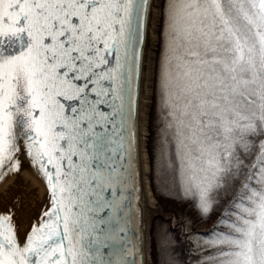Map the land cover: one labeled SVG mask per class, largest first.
<instances>
[{"label":"snow or ice","instance_id":"6c2138e0","mask_svg":"<svg viewBox=\"0 0 264 264\" xmlns=\"http://www.w3.org/2000/svg\"><path fill=\"white\" fill-rule=\"evenodd\" d=\"M153 0H0V181L26 155L49 191L24 239L0 214V264H134L120 239L139 157ZM158 73L201 210L239 184L215 264H264V0H164ZM238 209L233 212L232 209ZM121 252H124L121 246Z\"/></svg>","mask_w":264,"mask_h":264},{"label":"trees","instance_id":"16d2710c","mask_svg":"<svg viewBox=\"0 0 264 264\" xmlns=\"http://www.w3.org/2000/svg\"><path fill=\"white\" fill-rule=\"evenodd\" d=\"M163 3L157 29V44L153 64L151 103L147 115L146 153L149 166V186L160 212L151 217L150 240L153 264H215L213 257L219 248L211 241L217 234L228 232L222 219L224 209L240 191L239 184L222 194L204 213L195 187L189 190V169L181 155V147L173 129L168 127L163 107L158 73L167 54L168 31L163 23ZM235 213L238 209L233 208ZM206 223L207 229L196 227Z\"/></svg>","mask_w":264,"mask_h":264},{"label":"water","instance_id":"95a60500","mask_svg":"<svg viewBox=\"0 0 264 264\" xmlns=\"http://www.w3.org/2000/svg\"><path fill=\"white\" fill-rule=\"evenodd\" d=\"M153 8V7H152ZM152 10V9H151ZM150 20L147 27L146 42L142 45L144 59L143 67L138 80L134 79L133 98H136V85L139 91V157L138 162L132 164V174L135 183L129 185L125 191L123 217L120 227L124 229L119 233L120 239L116 241L114 248L103 249L113 261L119 260L122 256L125 259L134 261V264H151L150 257V224L151 216L159 210L154 206L150 211V188L148 181L149 168L145 173V155L147 133L143 134L141 124V103L143 92V78L145 55L150 31ZM20 157L21 169L6 175L0 181V214L12 213V222L19 239H24L33 224H37L45 209L51 207L49 203V191L46 182L37 175L26 155L18 154ZM146 165L148 160L146 155ZM25 169L30 176L24 173ZM121 246L124 252H121Z\"/></svg>","mask_w":264,"mask_h":264},{"label":"bare ground","instance_id":"6f19581e","mask_svg":"<svg viewBox=\"0 0 264 264\" xmlns=\"http://www.w3.org/2000/svg\"><path fill=\"white\" fill-rule=\"evenodd\" d=\"M159 2L160 0H153V8L151 10V18H150V31H149V37H148V44H147V50L145 55V66H144V78H143V92H142V103H141V124L142 126H145V115H146V105L149 103V96H150V82H151V71L154 64V57H155V51L156 47L153 48L154 40H155V32H156V24L158 20V9H159ZM152 85V84H151ZM147 121V118H146ZM146 129L143 127V134H145ZM147 155V154H146ZM146 155H145V167L144 171L147 172V168L149 166L146 165ZM24 173L28 176H30L29 172L25 169ZM32 176H30L31 178ZM151 203H150V211L153 209V202L152 194L150 193ZM151 248V246H150ZM151 252V251H150ZM151 254V253H150Z\"/></svg>","mask_w":264,"mask_h":264},{"label":"rangeland","instance_id":"374dc122","mask_svg":"<svg viewBox=\"0 0 264 264\" xmlns=\"http://www.w3.org/2000/svg\"><path fill=\"white\" fill-rule=\"evenodd\" d=\"M160 3H161V0H160V2H159V6H160ZM159 17H160V7H159V9H158V20H157V24H156V32H155V40H154V44H153V48H155L156 47V43H157V29H158V22H159ZM152 75H153V67H152V71H151V82H150V98H149V103H147V105H146V115H145V129H146V132L145 133H147V121H146V118H147V115H148V111H149V105H150V103H151V94H152V90H151V84H152ZM148 134V133H147ZM147 139V138H146ZM146 141V140H145ZM145 146H146V144H145ZM147 154V153H146ZM147 160H148V158H147ZM149 181V180H148ZM149 188H150V186H149ZM151 191V190H150ZM151 194H152V192H151ZM152 199L154 200V206L159 210V207H158V204H157V201L155 200V198L153 197V195H152ZM159 212H160V210H159ZM152 217V216H151ZM207 224L206 223H202V224H200V225H198L197 227H196V229H200V230H206L207 229ZM150 227H151V224H150ZM150 246H151V240H150ZM150 251H152V249L150 248ZM151 253V252H150ZM150 257H151V264H153V261H152V253H151V255H150Z\"/></svg>","mask_w":264,"mask_h":264}]
</instances>
